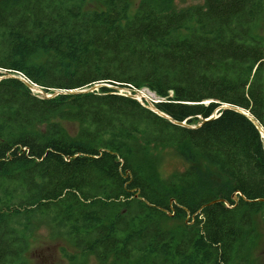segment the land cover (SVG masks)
Wrapping results in <instances>:
<instances>
[{"label":"trees","instance_id":"obj_1","mask_svg":"<svg viewBox=\"0 0 264 264\" xmlns=\"http://www.w3.org/2000/svg\"><path fill=\"white\" fill-rule=\"evenodd\" d=\"M88 1L0 0V76L62 91L0 79V264L44 228L98 264H256L264 138L224 106L264 128V0Z\"/></svg>","mask_w":264,"mask_h":264},{"label":"rangeland","instance_id":"obj_2","mask_svg":"<svg viewBox=\"0 0 264 264\" xmlns=\"http://www.w3.org/2000/svg\"><path fill=\"white\" fill-rule=\"evenodd\" d=\"M202 1L203 0H174V3L177 8H181L185 6H193L201 3ZM135 2L138 3L139 0H135ZM87 6L91 8H100L101 4L99 1L92 0L87 2ZM136 96V99L140 98L139 94H136ZM150 97L154 99L155 96L153 97L150 94ZM155 98H158V96ZM71 131L76 132V130ZM160 150L164 154V161L161 165V172L164 175H169L175 170H181L185 168L184 161L173 154L171 150ZM171 212H175L174 208L171 210ZM169 216L170 217L164 219L162 223V227L165 229L177 227L184 221V218L179 219L175 218L174 215ZM191 217L194 219V216ZM190 219L191 218H189V216L186 218L188 221ZM256 220L259 237L254 247L252 257L256 264H264V225L260 215L257 216ZM25 258L28 264H98L96 257L92 253L83 252L65 238L50 237L48 230L45 228L33 235L29 250L25 254ZM111 261L112 259L109 260L108 264H110Z\"/></svg>","mask_w":264,"mask_h":264},{"label":"water","instance_id":"obj_3","mask_svg":"<svg viewBox=\"0 0 264 264\" xmlns=\"http://www.w3.org/2000/svg\"><path fill=\"white\" fill-rule=\"evenodd\" d=\"M4 77H19L20 79H22L26 84L27 86L34 92H37V93H40L42 96L44 97H52L54 96L55 94L57 93H60L62 91H56L54 94H51V93H48L46 92L45 90L41 89L37 84L33 83L32 81H30L29 79H27L25 76H23L22 74H13V73H5L3 76H0V79L1 78H4ZM101 86L100 85H95V86H92V87H89L87 89H71L69 91V93H79V92H87V91H94V90H97L99 87ZM117 90H119L120 93H124V94H127L133 98H137L136 94H139V91L138 90H132L130 88H124V87H115ZM36 90V91H35ZM138 100V99H137ZM148 107H150L152 110H154L155 112L171 119L175 124L177 125H182V126H189L186 121H176V120H173L170 116H168L167 114L159 111L156 106L153 104V103H150V105H148ZM226 108H231V109H234L242 114H245L247 115L256 125L257 127L259 128V130L261 131L262 133V136L264 138V128L262 127V125L253 117L251 116L247 111H245L244 109H241L239 107H235V106H229V105H226L224 106ZM218 110L215 112L214 115L211 116V118H214L216 117L218 114H217ZM206 120V119H205ZM221 200V199H220ZM220 200H215V201H212L208 204H211L213 202H216V201H220ZM264 201V199H261ZM169 215H173L174 212H168Z\"/></svg>","mask_w":264,"mask_h":264},{"label":"built area","instance_id":"obj_4","mask_svg":"<svg viewBox=\"0 0 264 264\" xmlns=\"http://www.w3.org/2000/svg\"><path fill=\"white\" fill-rule=\"evenodd\" d=\"M136 90H138V89H136ZM139 91V95H140V98L138 99L141 103H143V104H150V103H153V104H155V103H157V102H159V101H161L162 100V98L160 97V96H158V95H156L154 92H152V91H150L149 89H147V88H142V89H139L138 90ZM135 92V91H134ZM147 93H149V94H147ZM150 94H151V96H158V98H155L154 97V99H152V97H150Z\"/></svg>","mask_w":264,"mask_h":264}]
</instances>
